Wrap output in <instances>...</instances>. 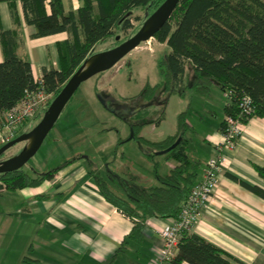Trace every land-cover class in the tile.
Instances as JSON below:
<instances>
[{"label":"trees","instance_id":"16d2710c","mask_svg":"<svg viewBox=\"0 0 264 264\" xmlns=\"http://www.w3.org/2000/svg\"><path fill=\"white\" fill-rule=\"evenodd\" d=\"M164 1L82 0L77 10L69 11L65 9L63 0H0V3L9 5L16 26L21 23L18 13V3H21L24 22L33 28L32 38L68 33L69 37L58 43L60 68H45L41 77L46 91L55 97L84 61L94 54L91 51L96 45L113 36L117 29L128 31L133 28L132 13L135 9L144 7L156 10ZM152 13L147 12L146 19ZM154 37L169 47L158 63L162 83L155 86L147 84L137 96L145 102L130 106L129 112L123 113L127 117L143 120L142 123L131 124L132 138L139 141L144 154L153 161L155 170L159 166L154 159L156 153L180 139L175 148L164 154L167 160H175L176 165L165 175L157 173L159 184L153 186L138 182L134 176L127 180L111 170L107 178L98 168L90 171L103 197L134 222L128 238L136 242L142 240L149 218H178L185 199L198 181L201 162L190 156V140L185 135L194 127L188 121L186 112L179 114L175 135L162 141H150L139 136V126L148 123L144 110L149 106L135 115L130 110L143 104H158L161 109L151 122L159 125L164 119L171 94L184 96L189 87L207 96L216 85L229 95L230 100L224 109L226 116L237 115L240 98L248 95L254 110L250 118L264 117V0H180L169 21ZM0 41L4 53L0 63L2 114L17 105L27 91L37 89L39 82L34 77L30 61L18 53L19 28L6 30L0 23ZM189 68L193 76L187 83ZM158 87L163 88L164 97L156 95ZM98 94L107 100L111 108L122 111L121 108L127 106V100H118L106 92ZM221 130L224 131V121ZM61 168L35 175L24 168L2 173L0 187L4 184L9 191L36 187L53 178ZM257 170L264 179V167L257 166ZM109 179L124 196L111 187ZM244 185L264 198V189ZM170 264L245 263L200 235L186 232Z\"/></svg>","mask_w":264,"mask_h":264},{"label":"crops","instance_id":"0c3cea01","mask_svg":"<svg viewBox=\"0 0 264 264\" xmlns=\"http://www.w3.org/2000/svg\"><path fill=\"white\" fill-rule=\"evenodd\" d=\"M63 3L67 11L77 10L82 0H63ZM18 13L21 23L17 27L9 5L0 3L1 26L6 30L19 28L18 53L30 61L34 77H42L45 68H60L58 43L65 41L68 33L32 38L33 28L24 22L21 3H18ZM3 59L0 41V63ZM110 72L112 69L100 73L95 95L98 94L96 89L103 88L105 77H110L112 83L119 74ZM129 108L115 113L130 119L123 113ZM225 117L224 113L219 127L207 134L208 153L204 158L193 153L189 146L190 156L201 162L198 180L203 178L208 160L216 154L215 143L223 139L221 125ZM225 156L217 194L191 233L245 264H264V198L244 185L264 189V179L257 170V166L264 167V117L250 118L235 147ZM105 159L100 165L93 156L75 155L59 165L62 168L56 175L41 185L3 192L0 211L5 217L0 216V231L2 226L4 232L11 231L7 246L13 247L5 255L0 251V264H149L155 249L162 245L161 231L170 227L173 219L151 217L142 240L129 239L134 222L103 197L90 174L92 169L104 167L107 174L111 170L119 175L113 168L117 158ZM68 161L72 162L66 164ZM175 165L174 160L168 169ZM142 177L136 175L139 181ZM109 183L115 185L110 179ZM18 233H23V240ZM1 239L4 240V236L0 234ZM18 239L20 242L16 243ZM15 247L19 250L12 253Z\"/></svg>","mask_w":264,"mask_h":264},{"label":"rangeland","instance_id":"374dc122","mask_svg":"<svg viewBox=\"0 0 264 264\" xmlns=\"http://www.w3.org/2000/svg\"><path fill=\"white\" fill-rule=\"evenodd\" d=\"M154 10L138 7L132 13L133 28L128 31L117 29L113 36L96 45L91 52L98 53L111 49L130 38L142 27L147 12L152 13ZM149 41L141 43L139 47L132 50L114 66L110 73L119 74L115 76L112 83L110 82V77H105L102 80L104 83L103 88L96 89L97 93L106 92V94L112 95L118 100H127L126 107L137 106L145 102L143 98L137 96L140 95L147 84L155 86L162 83L163 78L160 74L158 63L169 51L168 45L159 42L155 37ZM122 67L123 69H121ZM101 76L102 74H97L80 85L65 106L40 149L23 166L24 170L35 175V172L42 173L56 168L66 162V160L80 154L93 156V160L100 165L104 164V158L108 160V158L115 157L117 159L113 162V168L119 172L122 178L129 180L131 176L136 178V175H141L143 176L142 180L139 181L137 179L138 182L147 186L158 184L156 174H167L168 165L173 163L174 160L169 161L162 155H156L154 159L159 162V166L155 170L153 161L144 154L145 152L141 149L139 141L131 138L133 133L131 124L142 123L143 120L134 119L133 117H129L130 119L122 118L116 115L99 98V94L95 95V83L100 81ZM192 76L193 72L189 68L186 76L187 83L190 82ZM158 88L156 95L161 94L164 97L165 94H162L163 88ZM55 97L53 96L52 99ZM229 100L228 93L216 85L212 87L210 94L207 96L200 95L188 87L184 96H180L177 93L169 96L164 119L159 125L151 121L156 117L155 114L160 111L161 107L154 103L150 104L148 109L144 110L148 115L145 118L148 123L139 126V136L150 141H162L169 136L175 135L178 130L179 114L186 112L188 121L194 126V130L186 133L187 138L190 140L189 146L193 153L201 154L202 158H204V154L208 153L206 136L209 132L219 127L224 117V109ZM44 113L40 118L32 119L23 125L20 133L15 138L31 131L42 119ZM24 145L25 142L12 146L3 154L2 159L17 154ZM100 172L102 175H106L107 169L103 167ZM111 187L118 194L124 196L115 185H111ZM1 195L3 193H0V197ZM0 216L4 218L5 214L1 212ZM4 228L2 226L0 231V234L4 236V240L1 239L0 241V251L5 255L13 245L7 246L11 241L12 233L11 231L4 232ZM18 237L23 240V233H18ZM18 242H20L19 239L16 243ZM18 250L19 247H15L12 253ZM2 263L5 264V262Z\"/></svg>","mask_w":264,"mask_h":264},{"label":"built area","instance_id":"2783aa9c","mask_svg":"<svg viewBox=\"0 0 264 264\" xmlns=\"http://www.w3.org/2000/svg\"><path fill=\"white\" fill-rule=\"evenodd\" d=\"M37 80L39 82L37 89L27 91L17 105L0 114V147L18 136L21 127L28 121L47 110L53 94L46 91L41 77ZM253 111L252 99L248 95H243L239 100L237 115L225 117L223 139L214 146L216 154L208 160L203 178L197 181L185 199L178 218L173 219L170 227L161 231L162 245L155 249L149 264H170L183 234L192 232L200 221L204 210L217 194L220 171L226 160L225 154L235 147ZM5 191L7 187L3 184L0 187V193Z\"/></svg>","mask_w":264,"mask_h":264},{"label":"water","instance_id":"95a60500","mask_svg":"<svg viewBox=\"0 0 264 264\" xmlns=\"http://www.w3.org/2000/svg\"><path fill=\"white\" fill-rule=\"evenodd\" d=\"M179 2L180 0H165L150 16H148L142 27L133 36L111 49L94 53L88 57L79 69L70 77L60 93L53 99L39 123L31 131L20 135L0 148V174L23 168V166L40 149L44 140L58 121L65 106L80 85L93 76L112 69L127 54L139 47L141 43L154 38L156 33L169 21ZM99 98L113 112H116V109L109 106L107 100L100 95ZM150 104L140 105L139 107L130 110V113H137ZM126 112H129V110L126 109ZM132 136L133 134L131 137ZM22 142H25V145L20 152L9 158L2 159L3 154L9 148ZM179 143L180 139H178L171 147L158 151L156 154H166Z\"/></svg>","mask_w":264,"mask_h":264}]
</instances>
